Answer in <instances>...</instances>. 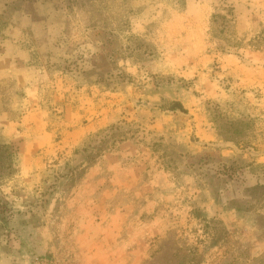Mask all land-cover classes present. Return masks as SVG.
Segmentation results:
<instances>
[{
  "label": "rangeland",
  "instance_id": "rangeland-1",
  "mask_svg": "<svg viewBox=\"0 0 264 264\" xmlns=\"http://www.w3.org/2000/svg\"><path fill=\"white\" fill-rule=\"evenodd\" d=\"M0 264H264V0H0Z\"/></svg>",
  "mask_w": 264,
  "mask_h": 264
},
{
  "label": "trees",
  "instance_id": "trees-1",
  "mask_svg": "<svg viewBox=\"0 0 264 264\" xmlns=\"http://www.w3.org/2000/svg\"><path fill=\"white\" fill-rule=\"evenodd\" d=\"M170 109H179L180 111H182V107L178 103L173 104V106H171Z\"/></svg>",
  "mask_w": 264,
  "mask_h": 264
}]
</instances>
